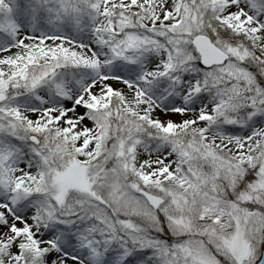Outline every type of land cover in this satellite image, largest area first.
<instances>
[{
  "label": "snow or ice",
  "instance_id": "6c2138e0",
  "mask_svg": "<svg viewBox=\"0 0 264 264\" xmlns=\"http://www.w3.org/2000/svg\"><path fill=\"white\" fill-rule=\"evenodd\" d=\"M0 264H264V0H0Z\"/></svg>",
  "mask_w": 264,
  "mask_h": 264
}]
</instances>
